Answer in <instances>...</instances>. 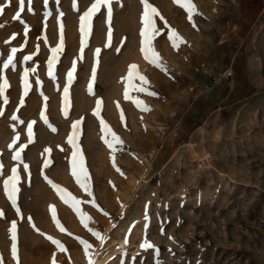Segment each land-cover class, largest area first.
Returning <instances> with one entry per match:
<instances>
[{
	"label": "rangeland",
	"instance_id": "374dc122",
	"mask_svg": "<svg viewBox=\"0 0 264 264\" xmlns=\"http://www.w3.org/2000/svg\"><path fill=\"white\" fill-rule=\"evenodd\" d=\"M93 2L77 0L78 10H74L73 0H59V4L48 0L47 7L45 0H31V4L24 0L17 20L13 17L20 11L19 0H10L0 15V74L10 85L5 92L7 104L0 98V264H17L11 255L13 221L19 264H89L76 237L93 245L92 261L109 257L103 264H156L157 259L160 264H264V0H191L197 12L192 21L174 0H149L185 41L173 48L164 21L154 17L161 32L153 48L167 73L146 61L140 51V0L111 5L110 47L106 46L107 9L101 6L89 35L83 38L81 52L80 16ZM5 3L8 0H0ZM48 12L51 15L46 16ZM60 12L63 51L53 66L52 79L47 61L50 48L60 42ZM13 34L16 38L5 43ZM21 46L15 68L4 70L2 62L10 49ZM29 54L33 59L24 61ZM74 61L76 71L68 85L67 73ZM131 64L138 66L149 81V90L157 95H130L151 111H141L124 98L121 78ZM36 66V72H31ZM25 68L30 84L26 95ZM66 86L70 93L67 117L62 112ZM97 100L102 101L100 118L123 142L115 152L104 143L100 118L93 114ZM42 111L48 124L41 119ZM13 115L19 120L13 121ZM81 119L77 143L90 175L92 196L71 174L75 149L67 139L72 123ZM32 121L34 138L28 142L27 123ZM17 133L19 141L10 148ZM23 145L22 162H17L14 151ZM24 164L29 166L27 172ZM13 167L20 177L19 215L3 187ZM45 176L84 201L80 207L92 217L89 227L103 234V242L81 224ZM93 197L103 212L89 203ZM50 207L65 232L56 226ZM145 235L158 255L140 248ZM49 236L66 251H60ZM121 241L123 246L118 247Z\"/></svg>",
	"mask_w": 264,
	"mask_h": 264
},
{
	"label": "snow or ice",
	"instance_id": "6c2138e0",
	"mask_svg": "<svg viewBox=\"0 0 264 264\" xmlns=\"http://www.w3.org/2000/svg\"><path fill=\"white\" fill-rule=\"evenodd\" d=\"M57 4H59V0H56ZM113 2H118V0H94V2L91 4V6L80 16V27L79 30L82 35V42H81V52L83 51V38L87 37L90 32L91 28V21L94 17V15L99 11L101 6H104L107 9V20L109 23V33H108V39L109 43L106 45L108 47L111 46V18H112V4ZM142 6H143V13L141 16V22H142V29H141V53L143 54V57L146 61H148L151 65L154 67L160 69L161 71L167 73V68L160 63V56L159 54L154 50L153 48V40L154 38L160 34L161 29L157 28L156 22L154 20V17H159L160 20L164 21V25L166 28H168L167 31V38L171 42L173 48H177L183 44L185 41L183 38L174 30L171 29L167 21L164 20L163 16L160 15L158 9L153 6L151 3H149V0H140ZM175 3L180 5L185 9V11L188 13V19L192 21V18L196 12L195 5L191 2V0H174ZM10 3V0H8V3L0 4V15H3L4 8L8 6ZM20 3V11L16 13V15L13 17L14 19L19 20L20 19V13L24 10V0H19ZM29 4H31V0H29ZM48 0H45V7H47ZM73 8L74 10H78V3L77 0H73ZM29 11H32L31 7H29ZM51 15L50 12L46 13V16ZM62 17L63 13H59L58 22H59V28H60V42L56 48H50V51L52 53L51 57L47 61V67H48V75L50 78L55 79L53 74V66L58 61V55L63 51V23H62ZM23 23V22H22ZM46 25V20H45ZM195 26V25H194ZM29 31V28L27 25H25V36H27V32ZM16 38V34H13L11 39L8 41H5V43H11V40H14ZM27 41L25 40V45ZM45 43H47V39L45 37ZM19 51H23V46L20 48L13 47L10 49V54L8 55L7 59L2 62V68L4 70H7L9 67L15 68V57L16 53ZM119 51V49H118ZM39 53V45H37V51L36 54ZM96 56H99V49L96 50ZM33 59V55L29 54L23 57L24 61H30ZM36 67H33L31 69V72H36ZM76 71V62H73L72 68L67 73V84L71 85L74 79V73ZM95 80V67L93 68V73L91 77V81L88 85V91L90 94L93 93V82ZM121 81L124 83V98L126 100H131L137 108H139L141 111H151V109L144 104V102L139 99L138 97L130 95L132 92H138V93H144L149 96H156L157 93L154 91L149 90V81L146 76L142 75L140 71L138 70V66L136 64H131L128 67V71L126 76L121 78ZM138 81V83H136ZM37 84H41L42 82L39 81L37 78ZM22 84H23V92L26 95L29 91V69L25 68L23 75H22ZM9 83L5 76L0 74V98L3 99L4 103L7 104V96L5 95L6 89L9 87ZM47 98H45L46 100ZM102 101L97 100L96 109L94 110V115L100 118V109H101ZM23 106V98L21 99V107ZM46 107V106H45ZM117 107L119 108V104H117ZM69 109H70V93H69V87L66 86L63 90V108L62 112L65 117L69 115ZM0 115H3V112L0 111ZM41 119L44 121L45 124H48L47 117L45 115V111L41 112ZM121 120H124L123 112L121 111ZM13 121H18L19 117L16 115H13L11 117ZM20 123H24L23 121H19ZM35 122H28L27 123V136H28V142H32L34 138V132H33V124ZM82 123L81 120H76L71 125V134L68 136L67 143L72 146L75 151L72 153V161H71V174L75 178L76 182L79 184V186L83 189L85 193H87L89 196H92V192L90 190V175L89 172L85 166V158L81 153V150L78 146L77 139L80 132V125ZM100 125H101V131L104 133V143L108 145L110 149L115 152L117 145H122V141L119 138V136L116 135L115 132L112 131V129L109 127V125L100 118ZM51 127V125H49ZM15 130V129H14ZM55 128H52V131H55ZM19 141V133H17L13 137V143L9 145L10 148H14L16 142ZM23 147H26V145H23L19 151H14L13 159L17 162H22V151ZM46 153H50V149H45ZM45 167H48V164L45 163ZM24 170L28 171V165H23ZM119 171V169H117ZM3 174V165L0 163V175ZM123 175V173H121ZM46 182L57 191L58 194H60L61 199L66 203L69 204L73 210L78 215L81 224L98 240L103 242L104 237L103 234L100 233L98 230H94L89 227V224L92 223V217L85 213L80 205L84 203V201H81L79 199H76L71 195V193L67 192V190L63 189L62 187L55 184L51 179H49L47 176L44 177ZM20 180L18 169L16 167H13L11 169V175L7 177V179L4 180L3 187L5 194L8 198V200L11 202L12 206L16 209L17 214H20V209L17 206V194H18V187L17 184ZM89 203L92 204L93 207L97 208V210L103 212L102 209L99 208V205L96 204L95 199L89 201ZM148 205H145V215L144 219L147 221L149 219L148 213H147ZM50 211L52 214V219L56 223V226L59 228L61 232H65L66 229L63 227V225L60 223V221L56 217V212L54 207H50ZM104 215H108L107 213H103ZM3 216L2 210H0V217ZM28 222L31 224L32 220L31 217L28 218ZM33 228H35V225L32 224ZM38 231V229H37ZM10 233V239H11V255L13 259L17 261V264H19L18 256H17V224L15 221L11 223V226L9 228ZM42 234V233H41ZM43 235V234H42ZM69 235H71L69 233ZM47 239L51 240L53 244L57 246V248L60 251H66L64 246L60 243L58 240H54L52 237H47ZM76 239L79 241V243L83 246L85 255L89 258V264H92L91 259V252L90 249H93V245H91L88 241L81 239L80 237H76ZM125 243H128L127 238L125 239ZM140 248L144 251H147L149 249L153 250L154 253L158 255L159 250L148 241L147 236L145 235L143 241L140 243ZM135 261V258L133 257V262ZM156 264H160L159 260H156Z\"/></svg>",
	"mask_w": 264,
	"mask_h": 264
},
{
	"label": "bare ground",
	"instance_id": "6f19581e",
	"mask_svg": "<svg viewBox=\"0 0 264 264\" xmlns=\"http://www.w3.org/2000/svg\"><path fill=\"white\" fill-rule=\"evenodd\" d=\"M121 246H123V241H121L120 244L118 245V247H121ZM116 249H118V248L116 247ZM108 258L109 257H106L103 260H108ZM103 260H97L96 258H93L92 264H103Z\"/></svg>",
	"mask_w": 264,
	"mask_h": 264
}]
</instances>
